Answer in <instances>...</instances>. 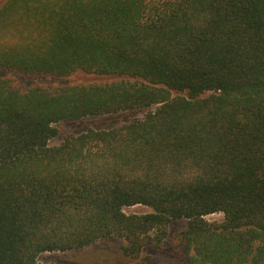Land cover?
<instances>
[{
	"label": "trees",
	"instance_id": "1",
	"mask_svg": "<svg viewBox=\"0 0 264 264\" xmlns=\"http://www.w3.org/2000/svg\"><path fill=\"white\" fill-rule=\"evenodd\" d=\"M0 71L114 78H0V264L109 239L138 260L179 220L183 264H264V0H0Z\"/></svg>",
	"mask_w": 264,
	"mask_h": 264
},
{
	"label": "rangeland",
	"instance_id": "2",
	"mask_svg": "<svg viewBox=\"0 0 264 264\" xmlns=\"http://www.w3.org/2000/svg\"><path fill=\"white\" fill-rule=\"evenodd\" d=\"M6 77L13 79L21 89L26 90L36 84L49 88H59L75 84L105 83L110 82L113 77H105L94 74H85L81 72L74 73L67 77L53 75H44L39 77H28L17 72L0 71V78ZM145 111L126 112L110 117L84 118L79 121L59 122L54 125L58 130L55 138L48 141L50 147L58 146L68 135H78L88 129H109L119 127L126 121L140 119ZM150 209L145 206H133L124 209L125 214H145ZM208 222L219 223L223 215L213 214L206 216ZM186 228V221H172L168 225V236L165 245L160 250L146 251L140 259L150 257L146 264H183L185 255L180 245L179 239ZM125 243L120 239H109L97 242L89 247L72 250L67 252L43 253L37 257L39 264H137L138 260H129L124 258L121 247Z\"/></svg>",
	"mask_w": 264,
	"mask_h": 264
}]
</instances>
